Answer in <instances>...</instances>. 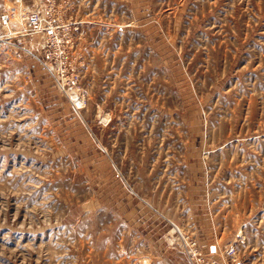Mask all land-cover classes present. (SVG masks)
Returning a JSON list of instances; mask_svg holds the SVG:
<instances>
[{
	"label": "rangeland",
	"instance_id": "374dc122",
	"mask_svg": "<svg viewBox=\"0 0 264 264\" xmlns=\"http://www.w3.org/2000/svg\"><path fill=\"white\" fill-rule=\"evenodd\" d=\"M12 9L0 264H264V0Z\"/></svg>",
	"mask_w": 264,
	"mask_h": 264
},
{
	"label": "built area",
	"instance_id": "2783aa9c",
	"mask_svg": "<svg viewBox=\"0 0 264 264\" xmlns=\"http://www.w3.org/2000/svg\"><path fill=\"white\" fill-rule=\"evenodd\" d=\"M26 21L30 28H34L36 24L40 21V16L38 14H33L31 17L17 18V11L12 10H3L0 12V24L5 26L7 29L11 30V36L13 35H24L25 30L19 29L14 32V28L16 27L18 21ZM48 33H52V29H48Z\"/></svg>",
	"mask_w": 264,
	"mask_h": 264
}]
</instances>
